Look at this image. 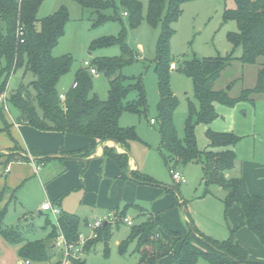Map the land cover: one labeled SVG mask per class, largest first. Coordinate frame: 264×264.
Returning <instances> with one entry per match:
<instances>
[{
  "label": "trees",
  "instance_id": "trees-1",
  "mask_svg": "<svg viewBox=\"0 0 264 264\" xmlns=\"http://www.w3.org/2000/svg\"><path fill=\"white\" fill-rule=\"evenodd\" d=\"M44 0H0V76L6 80L21 70L31 79L20 83L16 90L7 98L11 109L15 113V122L29 124L40 130H53L61 133L86 136L98 141H113L124 149L117 152L113 147H104V155L113 160L121 169L122 176L137 184L159 185L153 177L129 170L127 161L129 156L128 141L137 138L135 132L124 128L119 123L123 111L133 114L147 112L148 102L146 91L139 77H126L121 69L134 59L121 36L101 37L90 42L89 50L118 46L121 54L113 57H102L94 60L96 72L103 73L108 81V96L100 99L92 89V76L89 71L79 68L74 74V87H70L64 94V100L59 98L58 84L72 65L70 55L54 56L52 49L57 45L69 21L68 10L65 7L37 19V12ZM83 10H90L97 16V24L108 19H120L114 0H74ZM188 0H148L145 18L155 23L159 20L164 4L167 12L164 16L162 34L159 40L156 65L154 70L158 77L157 89L161 101L158 103L157 119L154 128L159 131L157 150L161 154L168 170L177 164L196 163L203 166L202 186L203 195L209 194L212 187L224 191L223 211L226 214L231 208L237 207L243 221L240 226H246L257 240L264 246V198L249 193L245 181L241 177H229L228 173L234 168L236 156L234 146L238 137L230 132L212 130L209 127L205 136L209 142L208 148L200 149L197 145L195 127L198 124L209 126L217 117L214 104L234 106L238 102L253 101L255 95L264 93V0H233L234 6L223 12L225 21L233 20L237 29L227 35L228 42L233 48L240 47V56L226 54L213 58L193 59L184 63L182 73L193 82L194 96L198 106L188 105L187 115L183 124V136L179 137L173 122L176 110V100L169 90V54L168 40L172 35L170 24L180 15V5ZM125 16L130 17L132 25L139 23L141 2L139 0H119ZM110 8L111 16L102 12ZM22 34H18V28ZM22 40V42H21ZM259 63L254 87L243 89L237 97L230 98L226 91L214 90L213 83L221 71L232 61L238 59L243 64ZM4 83V82H3ZM4 84L0 85L2 92ZM2 106H0V121L8 130ZM7 124V125H6ZM92 150L90 146L88 152ZM81 149L67 152L60 150L62 155H80ZM164 152V153H163ZM30 153L42 155L38 163L56 159L54 155H47L37 149ZM27 152L15 145L7 153L0 151V158L5 163L15 160H26ZM59 156V157H60ZM60 159V158H59ZM165 186V191H168ZM4 190L0 191V201ZM141 205L125 203L120 210H114L117 220L115 225L104 223L97 229V237L88 243L99 240L103 243L104 256H108L111 232L118 221L126 216L129 208L142 211ZM6 209H0V235L11 245L18 246L19 240L11 235L15 230L4 227ZM143 224H133L129 228L128 236L118 244V252L124 254L128 246L138 239L135 251L138 260L135 264H157L158 261L171 253L168 264H196L204 259L206 264H261L251 262L247 251L234 240V233L238 229H229V236L216 242L201 233L191 221L189 230L182 236L180 231L167 228L159 214H149ZM58 225L65 238L75 241L83 224L80 218L72 213L60 212ZM52 232L55 225H52ZM159 228L167 231L181 242L178 249L173 244L168 245L159 235ZM51 234L49 233L48 236ZM22 241V240H21ZM23 245L18 247V254L22 259L33 262H49L60 264L62 254L57 255L53 248H46L43 238L23 239ZM87 243V244H88ZM89 252V248H86ZM54 258V259H53ZM71 264H89L84 259H71Z\"/></svg>",
  "mask_w": 264,
  "mask_h": 264
},
{
  "label": "rangeland",
  "instance_id": "rangeland-1",
  "mask_svg": "<svg viewBox=\"0 0 264 264\" xmlns=\"http://www.w3.org/2000/svg\"><path fill=\"white\" fill-rule=\"evenodd\" d=\"M139 1L141 2L142 17L136 25H132L130 17L125 16L126 13L122 12V8L118 5L119 0H114V2L121 18L108 19L99 24L96 22L95 13L89 9L83 10L74 0L43 1L37 12V19L45 17L61 7H65L69 14V21L65 25L64 33L52 49L54 56L70 55L72 58V65L61 76L58 89L60 93L65 94L66 90L71 87L75 72L79 68L88 71L84 68V61L93 65L94 60L121 54L116 45L90 52L91 41L104 36H121L127 48L134 55V59L122 67V75L126 77L140 76L148 102L145 114L123 111L119 118L120 125L133 130L137 136V138L128 141L129 156L140 170L147 173L139 172L162 181L169 189L164 192L173 199V203L163 205L162 198L164 196L149 194L152 189L147 190L148 185L138 184V189L135 193L133 192L134 195L128 201L141 205L142 211L138 212L129 208L126 215L133 219L134 224H143L146 218L152 220L149 219V214H158L153 213L149 208L159 207L162 209V218L171 229L181 230L191 221L201 233L216 242H221L229 236V225L231 226L233 222L232 211L226 214L223 211L224 191L214 186L209 194L201 198L203 195V166L196 163L172 166L171 168L174 171H180L185 179V182L178 183L173 180L157 150L160 133L154 129V124L150 122V119H157V106L162 99L158 93V77L154 67L167 4H164L159 20L151 23L145 18L148 0ZM233 6V0H188L180 5L179 17L170 24L172 35L168 40V54L171 69L169 70L168 87L177 103L173 122L179 137L183 136V124L189 103L198 106L194 96L193 82L182 73L184 63L193 59L213 58L218 55L240 56L241 54L240 47L233 48L227 40V35L237 29L235 21L223 19L224 10ZM102 13L109 17L112 10L107 8ZM262 61L263 58H259L256 64H243L238 59L232 60L214 81L213 89L226 91L230 98L237 97L243 89L254 87L259 63ZM2 64L0 62V67ZM22 74L21 70H16L6 80V83L4 76H0V85L4 84V88L0 92V95L4 96V100L0 99V106H2L5 115L11 111L10 104L7 102L10 93L14 92L20 83L26 84L31 79L29 73L25 76ZM90 75L92 76L93 92L100 99H106L108 96L106 76L101 72ZM253 98V101L238 102L234 106L215 103L218 117L209 126L198 124L195 127V135L198 147L205 149L209 145L205 136L208 127L212 130L235 134L238 137V142L234 152L237 162L241 164L242 173L247 177V182L256 195L264 197V93L257 94ZM112 143L106 144L105 147H113L117 152H121L117 149L120 146ZM13 148L15 146L11 149ZM1 152L7 153L8 151ZM27 155L39 156L37 159L43 157L34 153ZM4 171L6 172V170ZM230 174L231 177L234 175ZM2 190H4L3 197L8 195V187H3ZM179 198L183 201L182 207L178 204ZM4 208L6 209V206ZM3 223L8 230H15L11 238L20 239L19 246L23 245V239L43 238L46 248H53L57 255L63 253L52 245L57 238V224L49 212L43 215L34 212V214L24 217L17 209H9L5 212ZM52 225L56 227L54 232H52ZM238 226L240 227V224ZM129 229L121 218L118 221V226L111 232L108 256H104L103 243L94 240L83 246V257L77 259H84L89 264H135L138 260V254L135 251L139 242L137 238L128 246L124 254L118 252L117 242L120 243L127 238ZM49 233L50 236H48ZM186 233L181 232L182 236ZM159 235L168 245L173 244L175 251L178 249L181 242L179 237L168 234L164 228H159ZM87 247L90 251L84 256ZM249 249L247 248L251 254ZM170 256L171 253L161 258L159 264H164L165 259L170 261ZM71 259L76 258L62 260L60 264H71ZM196 264H206V261L199 259Z\"/></svg>",
  "mask_w": 264,
  "mask_h": 264
},
{
  "label": "crops",
  "instance_id": "crops-1",
  "mask_svg": "<svg viewBox=\"0 0 264 264\" xmlns=\"http://www.w3.org/2000/svg\"><path fill=\"white\" fill-rule=\"evenodd\" d=\"M4 117L8 124V130L0 121V151H8L17 145L27 154H31L30 150L37 149L57 158L47 161L45 164L37 162L39 156L29 155V157L26 155V160L15 159L7 163H5V158H0V191L3 187L9 188L8 195L3 197L0 202V209L5 206L6 211L17 209L24 217L34 214V212L43 215L49 211L40 210V206L43 202L49 201L58 207L60 212L77 215L83 222L79 231L88 233V223L102 218L107 213H113L114 210H120L125 203H133L128 200H131L138 189V184L124 178L120 167L103 153L105 145H109L113 141H98L86 136L40 130L29 124L16 123L15 113L12 109L8 114H4ZM90 146L93 149L88 152ZM81 148L82 151L78 156L70 154L60 156L59 154L60 150L70 152ZM117 149L121 152L124 151L121 147H117ZM127 164L129 169L146 172L140 170L130 156H128ZM5 166H8L6 172L4 171ZM230 173L234 174L232 177H241L245 181L249 193L256 195L255 191L250 188L247 177L242 173L241 164L237 162V159L234 168L228 173L229 177H231ZM155 180L161 184L148 185L147 190L152 189L149 194L164 196L162 198L163 205L173 203V199L164 192L166 185L158 179ZM204 197L205 195H202L201 198ZM12 200L13 202H11ZM178 204L183 206V201L180 198ZM149 210L158 213L161 218L163 217L161 208L153 209L151 207ZM230 211H232L233 222L229 228H236L243 221V217L236 207L231 208L228 212ZM162 220L164 225L171 229L164 218ZM188 230L189 223L177 231L186 233ZM234 240L247 251L251 262L264 264V246L246 226H240L236 230ZM117 243L119 244V242ZM18 247L20 246L9 244L0 235V264H21L22 258L18 254ZM247 248H250L251 254ZM86 254L88 252H85L84 256ZM159 262L160 260L157 264ZM168 262L165 259L163 263L168 264ZM32 264L50 263L32 261Z\"/></svg>",
  "mask_w": 264,
  "mask_h": 264
},
{
  "label": "built area",
  "instance_id": "built-area-1",
  "mask_svg": "<svg viewBox=\"0 0 264 264\" xmlns=\"http://www.w3.org/2000/svg\"><path fill=\"white\" fill-rule=\"evenodd\" d=\"M18 34H22V28H18ZM22 42V40H21ZM83 64L85 65L84 68L90 72V74L95 75L97 74L96 69L94 66L90 65L88 61H84ZM76 85L75 82H73L72 86L74 87ZM59 97L64 100V94L60 93ZM1 101L4 100V96L0 95ZM6 108V106H5ZM150 122L153 123L154 120L151 118ZM5 170H8V166H5ZM173 180L176 182H185L184 177L181 175V173L177 170L174 171V169L169 170ZM40 210H47L49 211L55 218L56 224H57V238L56 241L54 242V247L58 248V250L62 251V256L64 259L62 260H67L70 258H82L83 257V246L90 240L94 239L97 237V229L101 227L104 223H114L117 218L114 217L113 213H107L104 215L102 218H98L94 220L91 223L87 224L88 227V233H83L79 232L77 235V238L75 241H68L62 230L60 229L58 222H57V217L60 214V210L58 207L54 206L51 202L45 201L41 204ZM123 222L128 226H132L134 224L133 219L130 218L129 216H124L122 217ZM21 264H32V261L29 259H21ZM66 264V263H63Z\"/></svg>",
  "mask_w": 264,
  "mask_h": 264
},
{
  "label": "water",
  "instance_id": "water-1",
  "mask_svg": "<svg viewBox=\"0 0 264 264\" xmlns=\"http://www.w3.org/2000/svg\"><path fill=\"white\" fill-rule=\"evenodd\" d=\"M133 169H129L127 172V175H129L132 172Z\"/></svg>",
  "mask_w": 264,
  "mask_h": 264
}]
</instances>
